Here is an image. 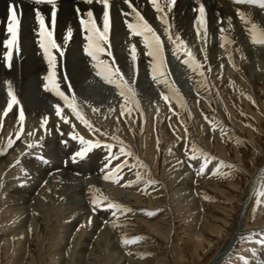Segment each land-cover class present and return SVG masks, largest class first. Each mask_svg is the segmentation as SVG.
I'll use <instances>...</instances> for the list:
<instances>
[{
	"label": "rangeland",
	"instance_id": "1",
	"mask_svg": "<svg viewBox=\"0 0 264 264\" xmlns=\"http://www.w3.org/2000/svg\"><path fill=\"white\" fill-rule=\"evenodd\" d=\"M257 13L264 29V10L260 8ZM121 17H110L114 27L110 31H121L117 40L105 45L111 55L106 53L101 59L115 61L135 90L139 108L133 106L130 116H120L123 101L118 90L96 75L94 62L84 52L86 40L77 43L80 48L74 53L60 47L61 55L50 49L60 90L70 99L75 97V106L99 133L76 119L54 91L45 90V84L51 88L52 83L45 79L49 65L37 41H28V50L18 44L19 51H11L10 61L5 60L9 51L0 50V264H255L264 251V230L238 234L231 251L226 244L239 227V210L246 199L251 198L244 225L250 228L264 220V197L257 196L258 191H264V44L251 42V25L244 24L239 16L235 20L237 40L229 38L231 43L224 47L220 46L223 26L218 21L219 32L207 45L197 38L194 27H187L182 40L203 65L201 77L182 63L186 59L183 52L173 56V46L162 32L164 25L155 20L152 27L165 46L167 79L183 98L186 107H181L175 97L168 103L162 99V94L171 95L169 88L152 79L151 58L145 54L141 38L122 30L126 22H134L133 18ZM21 21L19 27L23 26ZM100 21L96 24L102 28ZM75 23L76 31L82 33L80 20ZM55 25L51 27L56 29ZM224 29L223 36L228 38ZM29 43L34 47L32 52ZM133 44L138 57L135 67L129 50ZM32 67L38 71L33 72ZM204 80L206 86L201 85ZM9 89L17 103L5 116ZM57 104L70 123L56 116ZM21 110L23 132L17 139ZM44 118L47 123L42 128ZM70 132L113 143V151L118 152L119 145L112 139L116 136L133 152V156H121L110 165L127 161L118 183L103 178L106 150L94 149L83 160L92 168L98 159L94 155H98L102 171L98 180H86L82 172L75 175L81 180L79 188L88 190L87 195H79L83 203L88 202L84 214H78L68 196L49 178L57 171L33 178L38 169H50V163L44 162V147L48 148L51 136L59 151L72 150L65 156L70 160L80 149ZM9 139L15 141L11 148L7 147ZM30 143L36 147L28 148ZM200 153L211 158L203 175L196 174L204 160ZM193 154L197 159H190ZM61 158L60 167H67V159ZM71 161L68 164L74 165ZM221 161L237 166L223 169L231 173L223 178L213 174ZM141 162L147 167H141ZM149 180L156 183L149 184ZM30 187L32 199L24 203L18 196ZM94 192L131 211L94 209ZM124 239L136 242L126 245Z\"/></svg>",
	"mask_w": 264,
	"mask_h": 264
},
{
	"label": "snow or ice",
	"instance_id": "2",
	"mask_svg": "<svg viewBox=\"0 0 264 264\" xmlns=\"http://www.w3.org/2000/svg\"><path fill=\"white\" fill-rule=\"evenodd\" d=\"M87 3H93V0H86ZM96 3L103 5V14H102V22L103 26L98 27L93 12L88 10L86 13V19L84 16H81L80 24L83 31L86 33L85 39L86 44L84 45V52L85 54L91 58L94 62L92 67L96 71V75L101 77L105 83L114 85V87L118 90V95L122 98V103L120 104V116L131 115L133 106L137 109L139 108L138 101L136 100V93L135 90L129 86L128 82L124 79V74L119 67L115 66V61L111 63L106 62L105 60L101 59L106 53L110 56L111 51L106 49L105 45L108 44L109 40V32L111 27V19H110V2L109 0H95ZM123 2L132 10V14H134V22H126L127 28L129 33L133 37H140L143 43L144 49H146V55L151 58V74L152 79L156 81V83H163L165 84L171 93V95H164L162 94V99L168 103L170 102L173 97H175L179 102L181 107H186L183 103V98L180 96L178 90L175 88L174 85L170 84L167 76V63L165 60V46L164 42L161 39V36L157 34V31L146 21L144 16L133 6L131 0H123ZM237 4H248V5H255L262 9H264V0H234ZM36 4L41 3H48L51 5V23L55 25L56 22V4L55 0H35ZM149 3L154 8L155 12L159 14L158 18L161 24L164 25L163 35L167 37V41L169 44L173 46V56H177L178 53L183 52L186 56V59L182 61L183 64L187 65L192 71L199 73L201 77L204 76V72L201 71L203 65L196 59V57L192 54L191 49L187 47L184 40L181 39L179 34H174L171 32V26L169 24L167 15L165 13V9L167 12H171L173 7L175 6L176 0H164V3H161V0H149ZM79 11V10H78ZM195 11L198 13L196 20H195V29L198 39H206L207 37V27H206V13L203 4H200ZM8 26L7 32L9 33V39L4 42L5 47L9 50L8 54L5 55V60L10 61V54L11 51L15 48L18 52V32H19V19L17 17V13L13 6H9L8 9ZM125 15H129V13H124ZM237 15L244 23H249V20L245 17L242 12L237 11ZM36 20L39 24V32L38 36L40 37L39 44L40 47L44 50L45 59L48 61L49 65V74L45 78L46 80L51 81L52 87L49 88L48 84H45L46 91H54L55 95L60 98L64 102L65 107H67L72 115L76 117L82 124H84L90 131L99 133L100 130L93 127V125L84 118L82 113L77 109L75 106V97H71V99L65 95L63 91L60 90L59 85L55 81V72L54 68L55 65L53 63L54 57L50 55V49H55L57 52H60L63 55V52L60 49V46L56 43L54 39V33L52 29H49L45 18L41 15L40 11H36ZM222 23V21H221ZM221 34L225 32L224 28L220 29ZM249 34L251 38V42L253 44H264V29L258 28L257 25L252 24L251 28L249 29ZM72 32L69 29L64 36V43L67 44L71 39ZM221 47H224L225 44L231 43V41L221 35ZM130 53H131V60L133 62V66L135 67L137 61L136 55V45H130ZM201 51H205L201 49ZM231 62V58L229 59ZM210 71V69H209ZM202 86H206V80L201 81ZM69 91H71V87L69 86ZM8 95L10 97L7 107L4 109V115L6 116L8 112L13 108V105L17 103L15 96L13 95L12 91L9 89ZM55 114L58 118L63 120L65 124L70 123L68 117L63 115V109L59 104L55 105ZM23 121H24V113L21 110L19 113L18 123L20 125V130L16 133V138L19 139L21 132H23ZM47 123V118H44L41 122V127L44 128ZM75 125H73V129ZM102 136H107L108 133H100ZM69 136L72 140L78 141L80 144V149L76 151L71 160L73 163H76L78 160H84L88 157V155L94 149H103L106 150V163L103 166L105 169L103 178L106 181H112L114 183L119 182L120 173L124 164H127V161H123L122 163H117L114 167H110L114 160H119L121 156H133V152L130 148H127L122 141H120L119 137L113 136L112 139L117 142L119 145L118 152H114L113 148L115 145L113 143L103 142L101 139H96L95 141L85 139L83 136L79 135L75 132H70ZM15 143L12 139H9L7 147L11 148L12 145ZM36 147V145L28 144V148ZM195 152V149L193 150ZM201 156L204 157L203 163H201L200 168L197 175H203L205 168L207 167L210 159L207 154L200 153ZM43 160V157H40ZM190 159L195 160L197 156L193 154ZM47 162V161H44ZM19 163V161H17ZM141 167H147L143 165L141 162ZM237 166L225 164L221 161L216 168L214 175H221V177H226L230 175V171L226 172L223 169H235ZM137 180L141 179V175L137 172ZM131 183V182H130ZM149 184L154 185L156 182L149 180ZM258 197H264V191H258ZM105 201L107 203L105 204ZM261 203L258 199L257 204ZM91 204L93 205L94 209L105 207L107 209H117L122 212H130L131 209L122 208L120 204L114 203L108 200V197L103 195H97L95 192L93 193ZM147 215L151 216L155 213L153 212H146ZM113 215H116V212H113ZM113 227H117L116 224H113ZM138 239V238H137ZM135 240L124 239L122 241L123 244H131L135 243ZM246 264V262H245Z\"/></svg>",
	"mask_w": 264,
	"mask_h": 264
},
{
	"label": "bare ground",
	"instance_id": "3",
	"mask_svg": "<svg viewBox=\"0 0 264 264\" xmlns=\"http://www.w3.org/2000/svg\"><path fill=\"white\" fill-rule=\"evenodd\" d=\"M93 2L94 3H91V4L85 3L83 1H75V0H63V1L58 2L56 4V25H55L56 29H53L51 27V24H52L51 23V5H37V4L27 3L25 1H19V0H0V50L4 49V50H6V52L9 51L5 47L4 42L10 38L9 33L7 32V26L8 25H6L7 24L6 20L8 19V14H9L8 9H9V6L11 5L14 7V9L17 13L18 19L22 20L21 22L23 23V24H21L23 26L19 27V32H18V44L19 45L23 44V48L20 47L21 49H24L27 46L28 41L29 42L33 41V43L37 41V43H38L37 45H39V47H40V44H39L40 37L38 36L39 24L36 20V11L39 10L41 15L45 18V21H46L48 28L53 30L54 39H55L56 43L58 45H60V47H62V49H64V50L70 49V51L71 52L73 51V53H74V51H77L80 48L77 46V43L81 40L82 41L86 40L85 39L86 33L84 31L82 33L76 31L77 25H75V24H77V23H75V22H78V20L81 19L82 15L86 19V13L88 10H91L93 12L95 22L98 21L96 23H99V20H102L103 5L96 3L95 1H93ZM109 2H110V17L111 18L112 17H113V19L117 18L120 15V13H122V14L129 13V15L124 14V16H127L130 19L133 18L132 20L135 19L134 14H132L131 8H129L123 2V0H109ZM131 2L133 4V6L141 13L142 16H144L146 21L151 26L155 24L154 23L155 20H158L157 22L160 21L158 18L159 14H157L155 12L154 8L149 3V0H131ZM161 3H164V0H161ZM200 4H203V6L205 8V13H206V27H207V33L208 34H207L206 39H203V41L206 45L209 44L210 37L214 36V34H217L219 32V26L216 25L217 21L220 23V26H223V28H226L228 30L227 31L228 39L230 38L232 40H234V39L237 40V38H236L237 37V33H236L237 32V29H236L237 26L235 27V22H236L235 20H236V17L238 16L237 11L242 12L245 15V17L250 21L249 22L250 25L255 24L258 26V28L262 29L260 26L261 24H259L260 22H258L259 21V19H258L259 13H257V10L260 9V7H258V6L248 5V4H237L234 2V0H176L175 6L173 7V9L170 13L167 12V10L165 9V13L167 15L169 24L171 26V32L174 34H179L181 36V39H182L184 37V33H185V30L187 29V27L192 26L195 28V20H196V17L198 15V13L195 11V9H197ZM262 10H264V9H262ZM260 14H262V13H260ZM262 18H264V17H262ZM221 21H222V23H221ZM100 22H102V21H100ZM112 23H113V20H112ZM30 24L35 25V27L29 28V26L31 27ZM101 25H102V23H101ZM113 25H115V24H113ZM97 26H99V25H97ZM124 26L122 25V27H124ZM111 27H113V26H111ZM115 27H117V26L115 25ZM118 27H119V25H118ZM245 27H247V25H245ZM69 29L72 32V36H71V39L69 40V42L67 44H65L64 43V36L66 35V33ZM77 29H79V28H77ZM113 30L111 29V31L109 32V37H108V40L111 42L115 39L116 40L118 39L115 37L118 35V32L120 35V31H121V29L117 30L116 28L114 31ZM122 30H124L125 34H129L130 37H133L129 33V30L127 28V24ZM62 31H63V33H62ZM186 32H187V30H186ZM135 38H140V37H135ZM132 40H130V41H132ZM111 42H109V43H111ZM120 42H122V41H120ZM117 43L118 42H116V44ZM132 43H133V41H132ZM29 44H28V46H30L29 50H30V52H32L34 50V47L32 46V44H30V45ZM136 44H138V43H136ZM26 50H28V49H26ZM53 50L55 51V49H53ZM32 70H33V72L38 71L37 68L35 69L33 67H32ZM55 141L52 139V136H51V140L47 142L48 148L44 147V149H47L46 153L45 152L44 153H45L47 163H50V169L47 168V170H45V171H41V170L39 171V169H38V172H36L37 175L33 176V178L36 179L37 177L38 178L43 177V176L47 175V173H49V172L53 173V171H57V173L51 174V176L49 178L54 180L58 184V186L60 187L61 192H63L64 194H66L68 196V199H70L72 206H76L75 210H77L79 212L78 214H80L81 212L84 214V212L86 210V203H88V202L83 203L79 199V195L80 194H83L84 196L87 195L88 190L86 191V189H85L86 187L85 188L84 187L79 188L81 186L80 185L81 180H78L75 177V175L76 174L81 175V172H82L84 174L83 176L86 177V180H91L94 178H96L98 180V175L100 174V172H102L101 169H99V165H98V161H100V157L96 154L94 155V156H97L98 159H96L94 162H92V163H94L92 168L90 167V165L87 162H84L83 160H81L78 163H75L74 165L73 164L70 165V164H68V162H70L71 160L69 159V157H65V156L68 152H71L72 150H69L67 152L59 151L60 147L57 146V142H55ZM60 143H62V142H60ZM61 157L67 159V161H66L67 167L65 166V168L60 167V164L62 162H60L58 158H61ZM90 158H91V156H90ZM91 160L92 159H90L88 162L91 163ZM79 177H81V176H79ZM86 180H85V182H86ZM90 183H91L90 181L86 182V184H90ZM83 186H85V185H83ZM32 187H33V185H32ZM32 189L33 188L30 187L29 190L20 194L18 196V197H20L19 199L22 200V202H24V203L28 202L30 199H32L31 198ZM249 191H251V194H252V188H250ZM18 197H16V198H18ZM87 198H89V197H87ZM250 199L251 198L246 199L244 201V203H242L243 205L241 206V208L239 210V215H238L240 217V218H238L239 219L238 223H240L238 225L239 227H237V229H236L237 231L235 230L232 233V238H231L232 240L230 241V243L226 244L227 245L226 249L229 251H231L234 248V245H232V244H234V240H235L234 238L237 237L238 234L246 233L252 229L253 230L258 229L260 231L264 230V220L261 221L260 223H257L254 226H251L250 228H248L247 225H244V219H245V217H247L246 212H247V208H248ZM240 212H242L241 215H240ZM77 221L78 220L73 221L71 223V225L72 224L74 225L75 222H77ZM97 222L95 223L96 227L99 226L97 224ZM216 226L217 225L213 226V229H212L213 231H215L217 229ZM258 257H257L255 264H264V251L261 252L260 256H258Z\"/></svg>",
	"mask_w": 264,
	"mask_h": 264
}]
</instances>
